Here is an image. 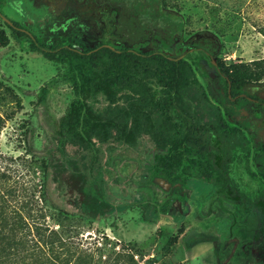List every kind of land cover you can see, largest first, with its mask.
Returning a JSON list of instances; mask_svg holds the SVG:
<instances>
[{
    "label": "rangeland",
    "instance_id": "1",
    "mask_svg": "<svg viewBox=\"0 0 264 264\" xmlns=\"http://www.w3.org/2000/svg\"><path fill=\"white\" fill-rule=\"evenodd\" d=\"M11 1L21 2L26 18ZM160 3L183 27L181 35L173 38L171 55L193 49L186 57L188 62L196 58L190 82L220 109L222 118L227 105L221 93L225 84L211 63L244 74L249 82L264 80V0ZM41 7L31 0H0L3 15L43 43L70 44L80 50L87 32L70 19L73 11L51 16ZM115 16L103 14L102 34L96 44L120 47L113 26ZM158 25H164L161 17ZM0 31L9 38L0 47L3 165L9 168L15 190L27 196L35 191L41 197L45 224L65 244L60 247L55 242L62 258L64 254L71 257L69 264L76 259V264H257L252 254L254 239L248 232L251 228L243 227L250 225L243 224L246 220L253 221L255 209L245 206L242 211L238 203L223 200L216 192L218 181L210 184L203 181V175L205 171L217 173L215 169L224 164L232 182L252 198L257 190H264V177L252 179L247 172L248 168L264 174V158H251L259 143L250 150L247 144L254 140H248L245 131L228 133L234 126L228 115L224 126H212L213 117L204 104L197 119L185 108L186 96H175L157 84H152L151 93L157 105L163 100L168 103L165 118L173 124L174 144L165 143L160 135L158 143L154 142L153 133L160 131V119L155 116L139 128L127 127L121 135L114 126L102 129L97 126L98 115L107 102L80 90L71 64L31 51L28 41L16 39L1 18ZM148 45L145 41L133 47ZM64 123L69 124L67 131ZM94 128L99 132L92 143L89 136ZM223 128L226 135L221 133ZM72 134L85 140L88 148L68 156L59 151L58 139ZM213 134L218 140L212 146L209 138ZM199 136L203 138L201 148L189 141ZM81 156L87 169L79 163ZM45 170L47 194L39 186Z\"/></svg>",
    "mask_w": 264,
    "mask_h": 264
},
{
    "label": "trees",
    "instance_id": "2",
    "mask_svg": "<svg viewBox=\"0 0 264 264\" xmlns=\"http://www.w3.org/2000/svg\"><path fill=\"white\" fill-rule=\"evenodd\" d=\"M113 3L117 12L115 28L121 44L119 48L98 44L79 50L70 44L47 45L34 35L15 28L18 24L14 21L6 23V26L16 39L27 40L31 51L39 52L48 60L71 64L78 74L80 90L83 88L93 98L104 97L107 105L98 115L101 121L97 125L102 129L114 126L121 135L127 127L139 128L143 121L147 123L149 118L155 116L160 119V131L153 133L154 142L158 143L157 136L160 135L165 143L174 144L177 139L173 134V124L165 118L168 103L165 100L161 105L155 103L151 93L152 84L167 87L175 96H186L188 103L185 108L192 111L197 119L203 114L204 104L213 117L211 125L221 127L220 109L210 103L200 87L190 82L196 58L188 62L186 57L189 52L183 57H173L169 52L174 36L182 33L180 19L171 18L173 13L164 11L160 0H113ZM160 17L163 26L158 25ZM142 41H148L147 50L131 47ZM8 43V36L0 31V47ZM229 70L223 69L227 78L224 81V96L228 104L236 91L250 80L244 74H233ZM228 104L224 105L227 113L232 109ZM88 112L91 110L88 109ZM3 124L4 119L0 116V130ZM68 126V123H64L63 129L67 131ZM98 132L95 128L91 130L90 142H96ZM189 141L198 148L202 147L201 136ZM87 148L88 143L77 134L58 139L59 151L68 156ZM4 160L5 157L0 154V264H69L71 257L67 258L64 254L62 258L56 247H64V242L58 232L45 224L41 197H36L33 190L30 196L23 194L20 189L15 190L9 168L3 165ZM79 163L82 169H87L83 156ZM72 165L77 167L75 163ZM74 172L78 173L76 169ZM39 186L43 189L42 193L47 194V170ZM248 232L252 233L254 239L264 238V228L250 229ZM55 242L59 243L55 245ZM259 247L264 253V243Z\"/></svg>",
    "mask_w": 264,
    "mask_h": 264
},
{
    "label": "flooded vegetation",
    "instance_id": "3",
    "mask_svg": "<svg viewBox=\"0 0 264 264\" xmlns=\"http://www.w3.org/2000/svg\"><path fill=\"white\" fill-rule=\"evenodd\" d=\"M14 2L17 3L18 5L14 6L13 5ZM31 2L38 9H41L42 8L41 6L46 7L47 14L51 16H60L62 13L66 11H73L74 13L73 17H70V19L72 21L79 22L80 27L85 32H87L86 33L87 35H84L82 37L83 43L80 45L81 48L80 50H82V48L84 47L87 48V46L90 44H92L91 47L98 45L96 44V39L99 38L102 34V27L104 23L101 18L103 14L115 13V15L117 16V12L114 7L113 0H31ZM10 4L14 6L15 10L18 11L22 17L24 18L27 17V16H23L25 14H23L20 1H11ZM116 16L113 24L114 28L116 23ZM4 17L7 18L5 15H3L2 11L0 10V18L3 19ZM40 18L42 19V17ZM8 20L13 21L11 19ZM29 20H33V19L29 18ZM15 28L25 31L30 35H32L29 31L20 27L19 24L18 26H15ZM61 28L63 29V27ZM115 32H116V28H115ZM142 42H138V43H142ZM117 44L121 45L119 44L118 39H117ZM101 45L111 47V45L109 44L101 43ZM133 45H131V47H133ZM146 47L137 50H147ZM172 47H173V43L171 44L170 47V51H169L170 54L172 52ZM192 51L193 49L189 48L187 49L186 53L188 52L192 53ZM185 54L180 56L183 57ZM213 67L216 68L218 75L223 79V81H225L227 78L223 73L224 67L218 63L213 64ZM227 91L230 92V89H228ZM221 93L224 95V89L221 91ZM228 105L232 109L229 111V113L223 111L222 118L219 120L222 126H224L223 120L227 118V116H225L226 114L228 115L229 120L234 122V126L230 128L231 130H229L228 133L231 134L234 132L235 134L239 135L240 134L239 132L245 131L247 139L249 140V138H252L254 140L250 144H247L250 145V150L251 149L253 150V144L259 143L258 146L257 145L254 146V151L251 152L252 160H255L254 159L255 157H258L259 159L264 158V80L259 84L255 82H247L243 87H241L239 90L236 91L233 98H230V103ZM243 107L244 108L248 107L249 109H243ZM226 130H227L226 128H223L221 133H224V135H226L227 134ZM240 137L242 138V136ZM217 140L218 139L214 134L211 135V137L209 138V141H211L212 146L215 144V142H217ZM258 158H256V160ZM222 165L223 167H219L215 169V171H217V173L215 174H211L208 171H205L203 175L204 177L203 181H207L210 184H212L213 181H218L217 183L219 186L216 189V192L219 194V196L225 201L238 203L239 208L241 210L245 206H249L255 209L254 212L255 217L253 221L246 220V222H243V224L250 223L248 227H245V225L243 226L245 229L264 228V190L263 189L257 190L254 193L256 195L253 196L251 194L253 197L248 198L247 192L245 191L243 192L242 190L238 189L237 184L233 183L232 180L228 177L229 173L226 172L225 165L224 164ZM247 172H248V177H252V179L256 178L259 175H261V177H264V174H260L259 170H255L254 171L255 174H254L253 171L247 168ZM249 214L250 212L248 213V215ZM261 243H264V238L262 239L255 238L254 245L252 247V254L257 264H264V253L262 248L259 247Z\"/></svg>",
    "mask_w": 264,
    "mask_h": 264
},
{
    "label": "water",
    "instance_id": "4",
    "mask_svg": "<svg viewBox=\"0 0 264 264\" xmlns=\"http://www.w3.org/2000/svg\"><path fill=\"white\" fill-rule=\"evenodd\" d=\"M3 19H4L5 23L10 24V21L7 18L4 17ZM107 47H110V46H107Z\"/></svg>",
    "mask_w": 264,
    "mask_h": 264
}]
</instances>
